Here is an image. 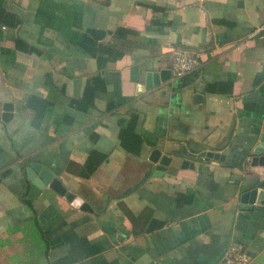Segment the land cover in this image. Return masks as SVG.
<instances>
[{"label":"crops","instance_id":"crops-1","mask_svg":"<svg viewBox=\"0 0 264 264\" xmlns=\"http://www.w3.org/2000/svg\"><path fill=\"white\" fill-rule=\"evenodd\" d=\"M262 24L264 0H0V264H224L232 243L264 264V206L241 202L264 179ZM178 50L199 58L179 78ZM32 164L93 211L30 198Z\"/></svg>","mask_w":264,"mask_h":264},{"label":"water","instance_id":"water-1","mask_svg":"<svg viewBox=\"0 0 264 264\" xmlns=\"http://www.w3.org/2000/svg\"><path fill=\"white\" fill-rule=\"evenodd\" d=\"M172 76L171 70H162L161 72H149L147 74V79L144 85L138 86V93H141L145 88L146 90H150L151 88L160 85L168 81ZM9 108L6 107V109ZM11 108V107H10ZM182 154L187 157L192 158H201V157H214L216 159L220 158L218 154L213 153H200V154H192L187 153L185 149H183ZM254 161H258L260 166L264 167V125L262 132L258 138V142L256 144L254 150ZM152 162L157 163L155 166L156 175L160 176L163 171H166L169 164L172 162V158L167 155L163 156L160 160L158 158H151ZM188 165L194 167V165L189 160H183L182 167L186 168ZM27 175L29 180H31L29 197L33 198L37 196L42 190L49 187L52 190H55L60 195L65 196L66 199L70 202V204L81 211L92 212L93 209L89 205V203L85 202L83 198L78 196L77 194L68 191L64 186H62L60 180L54 178L53 174L49 172L47 168H43L40 165L32 164L31 167L27 168ZM241 202L244 204H258L264 206V179L259 180L251 186L246 192H244L241 196ZM153 226V225H152Z\"/></svg>","mask_w":264,"mask_h":264},{"label":"built area","instance_id":"built-area-1","mask_svg":"<svg viewBox=\"0 0 264 264\" xmlns=\"http://www.w3.org/2000/svg\"><path fill=\"white\" fill-rule=\"evenodd\" d=\"M261 36L264 38V24L258 26L251 37ZM199 66V58L197 53L178 50L175 52L173 72L176 77H182L192 71H194ZM251 258L244 252L241 245L237 243H232L226 250L222 262L224 264H250Z\"/></svg>","mask_w":264,"mask_h":264}]
</instances>
